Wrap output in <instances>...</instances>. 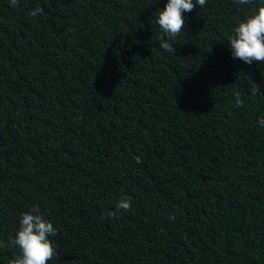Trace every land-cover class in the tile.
Returning a JSON list of instances; mask_svg holds the SVG:
<instances>
[{"label": "trees", "instance_id": "trees-1", "mask_svg": "<svg viewBox=\"0 0 264 264\" xmlns=\"http://www.w3.org/2000/svg\"><path fill=\"white\" fill-rule=\"evenodd\" d=\"M166 3L0 0L4 244L38 206L57 229L48 264H264V64L228 39L264 0L184 13L175 54ZM244 77L261 92L237 108ZM18 253L0 247V264Z\"/></svg>", "mask_w": 264, "mask_h": 264}, {"label": "clouds", "instance_id": "clouds-1", "mask_svg": "<svg viewBox=\"0 0 264 264\" xmlns=\"http://www.w3.org/2000/svg\"><path fill=\"white\" fill-rule=\"evenodd\" d=\"M19 0H9V6L15 7ZM207 0H167L163 9L156 11V23L160 32V47L166 52L175 54L173 48L177 37L184 32L186 19L184 13L193 11L197 6H206ZM240 5H248L252 0H236ZM43 14L42 8H35L30 12L31 16ZM229 50L233 60L239 59L245 64L251 65L253 62L264 64V3L250 11L246 19L238 24L229 36ZM248 83V89H242L240 85L234 92L235 107L244 106V97H254L261 92L260 85L244 77ZM245 91H250V95H245ZM258 124L264 126V117L258 119ZM137 164L143 163L140 156L135 157ZM132 199L129 196L122 197L116 205L114 211L110 212L106 218L118 219L119 214L130 211ZM174 218V217H170ZM57 234V229L53 224L40 214L39 207H33L29 211L22 213L19 226L15 235L8 237L7 244L0 241V247L18 248L19 253L9 259L8 264H48L56 255V247L51 237Z\"/></svg>", "mask_w": 264, "mask_h": 264}]
</instances>
